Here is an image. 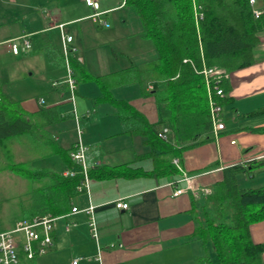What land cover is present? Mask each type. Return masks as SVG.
<instances>
[{"label":"crops","instance_id":"0c3cea01","mask_svg":"<svg viewBox=\"0 0 264 264\" xmlns=\"http://www.w3.org/2000/svg\"><path fill=\"white\" fill-rule=\"evenodd\" d=\"M121 1L97 0L98 8L93 9L84 0H0V20L12 19L14 23L0 34V91L17 101L27 114H35L41 107L56 106L61 120L47 126V132L59 146L68 150L77 142L79 129L90 167L127 164L150 171L154 159L147 154L149 148L144 138L122 133L124 128L115 108L93 101L100 95L98 85L75 77L78 114L75 119L63 81L65 68L60 57L59 24H63L64 32L73 38L77 61L92 76L131 66L141 67L155 58L154 45L142 36L135 12ZM116 12L119 13L117 21ZM95 13L100 14L94 17ZM23 35L31 48L24 55L14 56L3 43ZM258 37L259 43L254 48L256 61L230 73L227 81L225 95L229 100L221 107L224 129L217 136L212 130L200 135L199 139L207 140L182 153V171L193 177L198 190H212L223 179V170L227 167L264 158V133L254 131L264 127V114L246 115L264 106V30ZM7 56L12 57L9 63ZM148 84H151L150 90L146 88ZM154 87L146 80L141 84L115 86L111 94L116 99L126 100L149 123H157L166 116V111L149 94ZM40 98L42 104L38 102ZM169 137L171 132H168ZM49 158L27 156L26 159L31 168L53 170L52 164L47 162ZM41 162L46 163L39 165ZM65 167L61 161L56 172L60 173ZM255 178L239 175L237 183L249 189L264 186V178ZM26 181L29 185L27 183L25 193H16L7 203L14 215L27 214L25 208L31 202L28 193L35 186ZM185 187L179 170L166 177L151 174L130 178L91 177L88 192L78 193L71 199V208L76 207L77 211L59 215L50 250L33 259H27L19 251L18 264H72L77 258L76 264H207L202 260L201 242L193 236L195 222L191 211L206 196L201 191L195 196L191 190L173 195L176 188ZM118 199L127 203L128 208H116ZM90 205L94 207L96 238L91 236L88 215L84 211ZM2 217L0 215V219ZM16 220L19 219L10 220L1 231L11 228ZM250 235L253 242H264V221L252 224ZM209 258L210 264H219L213 252ZM261 261L264 264V252Z\"/></svg>","mask_w":264,"mask_h":264},{"label":"trees","instance_id":"16d2710c","mask_svg":"<svg viewBox=\"0 0 264 264\" xmlns=\"http://www.w3.org/2000/svg\"><path fill=\"white\" fill-rule=\"evenodd\" d=\"M194 2L201 7L200 20L194 18L192 0H125L124 5L139 19L142 36L151 40L155 49V58L141 67L131 66L95 77L71 56L76 79L92 80L100 89V95L93 101L113 106L124 128L122 133L143 137L149 148L147 154L154 159L150 171L127 164L93 166L88 170L90 177L177 174L173 159L181 163L183 151L206 141L199 137L212 128L205 81L196 71L216 66L232 73L256 61L254 48L259 43V32L264 30V0L257 4L262 11L258 17L253 15L248 0ZM60 57L63 60L61 50ZM146 80L155 86L149 94L166 111V116L157 123H149L126 100L111 94L115 86L141 84ZM227 89L226 82L225 94ZM228 100L226 95L216 98L221 107ZM259 114H264V106L246 115ZM60 120L56 106L41 107L35 114H27L17 101L0 91V171L17 174L35 186L28 193L31 202L21 219L65 214L71 210V199L78 194L79 176L63 177L47 168H31L26 159L56 155L66 167L74 166L67 154L73 146L63 149L46 130ZM164 126L171 132L166 140L158 136ZM254 131L264 133V127ZM260 172H264V158L225 168L223 179L191 209L195 222L193 236L201 242L202 260L207 264L211 263L210 252L219 264H262L264 242L252 241L250 226L264 221V186L249 189L237 183L239 175L252 177Z\"/></svg>","mask_w":264,"mask_h":264},{"label":"built area","instance_id":"2783aa9c","mask_svg":"<svg viewBox=\"0 0 264 264\" xmlns=\"http://www.w3.org/2000/svg\"><path fill=\"white\" fill-rule=\"evenodd\" d=\"M249 5L252 7V13L255 17H258L261 14V8L257 7L259 1L263 0H248ZM85 4L93 9L98 8L97 0H84ZM125 0L121 1V4L124 5ZM194 18L195 20H200L202 18L201 7L192 0ZM100 13H95L93 16L98 17ZM99 22L106 25L105 22H102L99 19ZM60 31V50L63 56L65 75L63 81L67 87L68 91V101L72 105V113L77 119V111L75 107V96H76V79L74 76V71L71 68L70 58L74 56L77 59L76 47L73 45V38L71 35L64 32L63 24L57 25ZM20 40V41H18ZM3 44H6L8 51L14 55H20L28 52L31 48V44L25 35L20 36L19 38L11 39L5 41ZM79 60V58L77 59ZM186 61V60H183ZM198 74H202L205 86L207 90V99L211 120V130L215 136L218 135L220 131L224 129V123L222 122V108L217 103L216 98H223L225 96L224 92V83L229 80L230 73L225 69L220 67H211L206 68L202 67L201 70L196 71ZM1 88V82H0ZM148 90L151 89V84H148L146 87ZM39 104L43 103L42 98L38 100ZM168 128H162L158 132V136L161 139L166 140ZM79 129H78V140L73 145V147L68 151V157L73 162L74 166L65 167L61 170L60 174L63 177H75L79 176V182L76 185L77 193L88 192L89 182L91 177L89 176L88 170L90 166L87 163L86 153L87 147L81 142L79 138ZM234 143V141H231ZM173 164L181 172L182 180L185 182V188H176L173 191V195H179L187 190L194 192L195 196H198V191H201L205 196L211 193L209 189L198 190L195 187V182L193 177L187 176L180 166L179 160L177 158L173 159ZM115 207L119 209H127V203L123 202L121 199H118L115 202ZM93 209L92 205L84 209L88 215V225L91 232V236L96 238V226L93 218ZM77 211L76 207H72L70 212L74 213ZM63 216V215H62ZM61 217V216H60ZM59 216H54L51 214L36 215L32 218L19 219L16 220L13 226L5 231L0 232V264H18L19 262V251H21L27 259H33L37 256L44 255L47 253L53 243L52 232L56 225V221ZM67 229V227H66ZM78 261L74 259L72 264H76Z\"/></svg>","mask_w":264,"mask_h":264},{"label":"rangeland","instance_id":"374dc122","mask_svg":"<svg viewBox=\"0 0 264 264\" xmlns=\"http://www.w3.org/2000/svg\"><path fill=\"white\" fill-rule=\"evenodd\" d=\"M118 12L114 13V17L116 18V21L118 20ZM120 22V20H119ZM129 24H131V20L129 19ZM13 23L12 19H7V18H3L0 20V34L5 33L6 31H8L9 26H11ZM24 55V54H22ZM12 57L11 56H7L6 62L9 63L11 61H9ZM48 164L50 165V163L52 164V168L53 172H58V170H56V167L60 164V158L56 155L50 156L49 160L47 161ZM42 164L39 165H44V162H41ZM7 171H0V202L2 203L3 207H0V215H2L3 217L0 219V231L2 229H4L7 225L8 222L10 220H15V219H21L23 216L20 214L11 212V209L8 207L7 203L13 200V198L15 197L16 193H25L26 190V186H27V179H21V181H18L19 177L17 174H13V173H6ZM16 176H18V179H14ZM256 178L254 180H257V178H259L260 180L262 178H264V173L260 174V173H256L254 175ZM29 185V183H28ZM9 202V203H10ZM1 205V204H0ZM10 206V205H9ZM16 217V218H15ZM6 222V223H4ZM14 224V223H13ZM13 226V225H12ZM10 229V228H9ZM8 230V229H7ZM5 231V230H4Z\"/></svg>","mask_w":264,"mask_h":264}]
</instances>
